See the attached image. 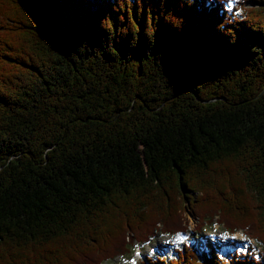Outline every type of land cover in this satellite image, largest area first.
I'll use <instances>...</instances> for the list:
<instances>
[{"label":"trees","instance_id":"trees-1","mask_svg":"<svg viewBox=\"0 0 264 264\" xmlns=\"http://www.w3.org/2000/svg\"><path fill=\"white\" fill-rule=\"evenodd\" d=\"M227 2L0 0V264L128 258L183 202L261 257L138 264H264V0Z\"/></svg>","mask_w":264,"mask_h":264},{"label":"rangeland","instance_id":"rangeland-1","mask_svg":"<svg viewBox=\"0 0 264 264\" xmlns=\"http://www.w3.org/2000/svg\"><path fill=\"white\" fill-rule=\"evenodd\" d=\"M232 4H230L228 6L229 9H232L231 7ZM189 202H183L181 203V205H179V209L182 210L179 213L175 214L173 217L171 218H165L169 225H174L176 223H185L187 225L190 226V229L193 230L194 228L197 227V224L199 223V214L204 211V209H202L201 206H199V204H196L193 206L194 209H199V213L196 217H194L189 211L185 210L186 207L188 208ZM175 207H172L170 209L169 214H173L175 212ZM220 223V222H219ZM219 223H213L211 226L207 225L208 228H206L203 232V234L201 235V237H205V238H212L214 239L215 237L218 238L220 240V242L222 243L223 247L220 249L221 251V255L224 256L226 259H229L231 254L234 251H237L238 253L243 252L245 250H248V246H254L255 249L259 250V247L255 245L254 241L249 239L244 233H242L241 231L235 233V234H229L226 233L223 230V227H221V225ZM222 224V223H221ZM200 226V224H199ZM123 232V231H122ZM183 233H181L180 235H182ZM197 232L195 230L191 231L190 233H185V237L184 240L179 241L176 237H170L167 235H162V234H158L157 236H155L153 238V240L145 245H142L140 247H138L137 251L134 253V251L132 252L134 255V258L137 259H145L147 256L151 257V255L157 254L159 256H163L165 255L167 252L168 254L172 253V244L173 245H177V244H181V243H191L193 244L195 242L194 239V235H196ZM128 234L126 233V238ZM200 237V236H199ZM204 239V238H203ZM96 239L90 240L89 241V245L90 243H94ZM181 246V245H180ZM206 249V247H202L201 251L203 249ZM91 249H89L88 251H90ZM256 252V251H255ZM133 258V259H134ZM133 259H128L127 257H116L113 260L110 261H106L103 264H134Z\"/></svg>","mask_w":264,"mask_h":264},{"label":"bare ground","instance_id":"bare-ground-1","mask_svg":"<svg viewBox=\"0 0 264 264\" xmlns=\"http://www.w3.org/2000/svg\"><path fill=\"white\" fill-rule=\"evenodd\" d=\"M185 234L178 236V240H184Z\"/></svg>","mask_w":264,"mask_h":264}]
</instances>
